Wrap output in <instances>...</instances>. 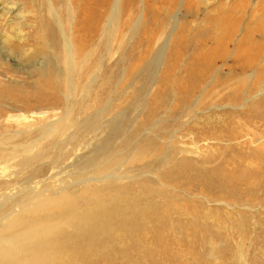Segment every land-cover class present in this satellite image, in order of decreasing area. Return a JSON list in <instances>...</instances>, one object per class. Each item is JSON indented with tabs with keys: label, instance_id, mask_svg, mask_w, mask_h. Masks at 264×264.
<instances>
[{
	"label": "rangeland",
	"instance_id": "rangeland-1",
	"mask_svg": "<svg viewBox=\"0 0 264 264\" xmlns=\"http://www.w3.org/2000/svg\"><path fill=\"white\" fill-rule=\"evenodd\" d=\"M117 1L131 2L53 0L68 35L73 16H80L79 60L85 70L80 69L76 88L63 85L65 77L58 76L66 50L57 25L51 27L44 12L47 0H3L13 9L4 13L0 4V149L23 142L31 154L44 142L34 132L15 137L17 119L56 124L58 140L78 131L85 146L80 171L66 188L52 185L54 193L40 194L28 208H20L16 222L8 216L15 205L0 211L2 228L15 223L12 231H5L15 243L7 254L24 256L34 242H23L21 235L32 231L44 237L56 233L62 243L73 234L80 237V260L66 263L64 256L51 264L263 263L264 208H258L257 200L247 205L200 191L196 182L188 181L196 175L179 167L182 161L191 168L215 167V158L203 160L202 150L208 154L211 148L236 147L228 145L230 132L212 125L228 119L241 122V112L248 114L254 100H264L260 86L247 87L249 100L224 99L230 92L241 93L225 87L230 57L212 58L215 69L204 82L212 60L205 51L211 43L202 46L213 33L224 35L232 23L239 25L235 39L248 26L254 41L264 40L258 33L264 26V0H176L170 25L177 17L179 28L162 55L156 53L160 42L151 44L150 39L166 15V3L134 0L133 20L123 29L119 24L109 36L105 20ZM139 17L144 21L139 34L118 36L121 30L133 32ZM64 121L69 124L62 129ZM14 168L0 164V172ZM237 188L242 195L239 184ZM66 215L73 224L58 219Z\"/></svg>",
	"mask_w": 264,
	"mask_h": 264
},
{
	"label": "bare ground",
	"instance_id": "bare-ground-1",
	"mask_svg": "<svg viewBox=\"0 0 264 264\" xmlns=\"http://www.w3.org/2000/svg\"><path fill=\"white\" fill-rule=\"evenodd\" d=\"M2 1L0 0V4H3ZM103 1L107 4L105 0ZM133 1L131 0L128 4L123 3L124 5H119V1H117L111 6V11L105 20V29L109 36L119 24L121 25L122 23L121 29H123L128 24V21L133 20ZM162 1L167 5L164 9L166 15L159 18L150 39L151 44L160 42V46L156 51L158 55L163 54L167 45L173 40L175 31L179 28L177 17L174 19V24L170 25V18H173V7L176 0ZM155 7L157 8V6ZM1 9L3 13L5 10L7 12L13 10L12 7L4 6V4L1 6ZM44 12L52 23L51 27L57 25L59 35L62 37L66 50L65 64L59 68L58 76L60 79L65 77V83L63 85L76 88L78 84L77 80H80V69L85 70L83 62L79 60L80 45L78 43L80 38H77V32L80 31V16L78 19L73 16L72 27L68 35L66 32L67 29L60 18V14L53 0H47ZM102 18L103 15H100V19ZM121 19L122 22H120ZM142 26H144V21L142 17H139L134 21L133 32H127L125 34L124 30H121L118 36L121 38L128 35L135 37V35L139 34L138 32ZM75 28L76 30L74 32L73 29ZM97 28L98 21L94 20L92 31L95 29L94 32H96ZM238 29L239 25L232 23L227 26L224 35H215L213 33V36L205 39L202 44L203 47H206L207 42L211 43L205 51L208 59L217 56L222 58L230 57L232 59L231 66L226 73V79H223L227 89L230 88L231 90V88H234L241 91L238 94L225 92L228 94L224 99L232 102H238L241 99L244 101L251 99L249 97L250 93L246 91L247 87L250 90H255L260 86L262 88L261 91L264 93V40L254 41V33L249 32L248 26L245 28L246 35L244 34L245 36L243 35L235 39L234 35L238 32ZM150 30L151 24L147 23L145 31L148 32ZM258 33L264 37V26H261V30ZM4 36L5 34L2 38ZM208 65L206 69L207 74L204 75L203 79L204 82L212 75L211 72L214 71L216 65L215 60L212 59ZM76 76L78 78L75 81ZM253 78H255V82L247 83ZM198 86L199 82L193 84L194 88ZM231 106L239 107L235 105ZM240 114L243 117V121L241 122L237 123L228 119L227 121H216L212 125L214 130L230 132L227 134L229 138L228 145L235 146L236 150L230 148H225L224 150L211 148L212 150L208 154L202 150V154H205L203 156L207 157L203 160L212 162L213 158H215L217 161L215 167L191 168L189 166L190 162L182 161L179 170L195 174L196 176L188 181L196 182L200 191H209L210 194L215 196H221L223 194V196L235 198L237 202H241L242 204L246 203L247 205L257 200L258 208L263 209L264 100H254L253 105L248 110V114H243L242 112ZM86 121L88 119H84V122ZM17 124V130L13 131L15 137H26L34 132L44 142L35 149L36 152L31 154L29 152V146L23 142L3 146L0 149V164L15 167L11 171L0 172V188L6 187L3 192H0V211L5 210L10 205H15L13 206V212L8 214V216L13 215L14 222L18 220L17 215L19 214L20 208H28L34 199L39 198L40 194H53L54 192H51L52 185L54 187L66 188L67 180L69 178L74 179L75 176L73 175L80 171L79 163L83 158V156L80 157V153L85 148L83 140H80L81 134L78 131L70 133L65 140H58L61 132L56 133V124L37 123L33 119H17ZM68 124L67 121H64L61 123V128L63 129ZM228 125L237 128L238 133L236 135L234 133L232 134L231 132L235 130L232 129L230 131ZM6 126L10 127L11 124L8 123ZM34 145L32 144V146ZM70 145L73 147V152L68 148ZM195 149L200 150V148ZM196 153H201V150ZM59 169H62L64 174L67 173V177L60 176ZM193 169L194 172L192 171ZM1 178H5L6 181ZM238 184L241 186L242 195L238 194ZM55 193L60 194L58 191H55ZM247 208L253 209L250 205ZM58 219L67 221L68 224H73L74 222V219L67 215L65 217H58ZM13 225L15 223L11 224L10 229H4L2 228V219L0 220V264H35L34 262L40 261L51 264L53 260L57 258L61 259L64 256L68 257L66 263L80 260V237L77 234L71 235L62 243L56 233L44 237L38 234L33 236L34 232L30 231L23 236L21 235L23 242L29 239H32L34 242L32 247H26L25 255L21 256L16 251H14V254H7V252H10L14 248L15 243L5 231H12L14 228ZM262 232L264 233V231ZM159 240L162 241V237ZM164 247H168V244L165 243ZM23 259L26 262H22ZM260 264H264V262Z\"/></svg>",
	"mask_w": 264,
	"mask_h": 264
}]
</instances>
